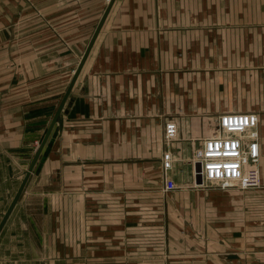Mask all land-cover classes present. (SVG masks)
<instances>
[{"label": "crops", "instance_id": "crops-1", "mask_svg": "<svg viewBox=\"0 0 264 264\" xmlns=\"http://www.w3.org/2000/svg\"><path fill=\"white\" fill-rule=\"evenodd\" d=\"M109 2L0 0V223ZM244 111L260 118L262 187L195 186L194 147ZM171 120L185 160L165 191ZM0 264H264V0H115Z\"/></svg>", "mask_w": 264, "mask_h": 264}, {"label": "built area", "instance_id": "built-area-1", "mask_svg": "<svg viewBox=\"0 0 264 264\" xmlns=\"http://www.w3.org/2000/svg\"><path fill=\"white\" fill-rule=\"evenodd\" d=\"M175 120L166 122L162 142V176L164 190L178 187L171 172L183 156L176 154L171 144L178 137ZM260 118L255 111L225 112L218 118L217 131L200 140L189 161L194 167L195 186H217L242 190L262 187ZM40 143L36 145L38 150ZM199 164V169H198ZM201 182H197V176Z\"/></svg>", "mask_w": 264, "mask_h": 264}, {"label": "water", "instance_id": "water-1", "mask_svg": "<svg viewBox=\"0 0 264 264\" xmlns=\"http://www.w3.org/2000/svg\"><path fill=\"white\" fill-rule=\"evenodd\" d=\"M114 1L115 0H110V2H109V5H108L103 17H102L97 29H96V32L93 35L92 40H91V42H90L85 54L83 55V58H82V60H81V62L79 64V66L76 69L74 77H73V79H72V81H71V83H70V85H69V87H68V89H67V91H66V93H65V95H64V97H63V99H62V101H61V103H60V105H59V107H58V109H57V111H56V113H55V115H54V117H53L48 129H47V131H46V133H45V136L43 137V140H42V142H41V144H40V146H39V148H38V150H37V152H36V154H35V156L33 158L31 166H30L29 170L27 171L26 176H25V178H24V180H23V182H22V184H21V186H20V188H19V190H18L13 202L11 203L9 209L7 210V212H6V214H5L4 218H3V220L0 223V231L3 228L6 220L8 219L10 213L12 212L15 204L17 203L18 199L20 198V196H21V194H22V192H23V190L25 188V185H26V183H27V181H28V179H29V177L31 175V172L33 171V169H34V167H35V165H36V163H37V161H38V159H39V157H40V155L42 153V150H43V148H44V146H45V144H46V142H47V140H48V138H49L54 126H55V124L57 123V121L59 119V116H60V114H61V112H62V110L64 108V105H65V103H66V101H67V99H68V97H69V95H70V93L72 91V88H73V86H74V84H75V82H76V80H77V78H78V76L80 74V71L82 70V68L84 66V63H85V61H86V59H87V57H88V55L90 53V50H91V48H92V46H93V44H94V42H95V40H96V38L98 36V33H99L100 29L102 28V25H103L108 13H109ZM198 169H199V164H198ZM197 182H201V177L199 175L197 176Z\"/></svg>", "mask_w": 264, "mask_h": 264}, {"label": "rangeland", "instance_id": "rangeland-1", "mask_svg": "<svg viewBox=\"0 0 264 264\" xmlns=\"http://www.w3.org/2000/svg\"><path fill=\"white\" fill-rule=\"evenodd\" d=\"M41 141V140H40ZM39 143V142H38ZM38 143L37 144H35V147H36V145H38ZM37 151V150H36Z\"/></svg>", "mask_w": 264, "mask_h": 264}]
</instances>
